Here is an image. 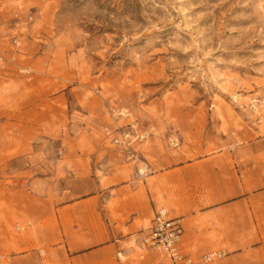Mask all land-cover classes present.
Returning <instances> with one entry per match:
<instances>
[{
	"label": "rangeland",
	"instance_id": "obj_1",
	"mask_svg": "<svg viewBox=\"0 0 264 264\" xmlns=\"http://www.w3.org/2000/svg\"><path fill=\"white\" fill-rule=\"evenodd\" d=\"M239 194H264V0H0V264Z\"/></svg>",
	"mask_w": 264,
	"mask_h": 264
},
{
	"label": "crops",
	"instance_id": "obj_2",
	"mask_svg": "<svg viewBox=\"0 0 264 264\" xmlns=\"http://www.w3.org/2000/svg\"><path fill=\"white\" fill-rule=\"evenodd\" d=\"M5 195L3 197H6ZM16 197H21L26 202L25 212L28 216L34 217V195L16 194ZM77 203L79 201L73 204L77 205ZM19 207H16L17 210ZM122 211L125 215L133 216L127 229L134 231L136 215L147 212V203L132 197L124 203ZM181 220L184 233L180 248L190 259L191 255L185 250L196 247L206 251L204 253L218 249L217 252H221L225 258L222 264H264V194H239L202 212L185 214ZM97 228L98 225L85 226V231L91 229L90 231L93 232ZM37 232L48 234L51 232V225L40 223ZM47 241L46 236H43L41 242ZM135 245H131L129 238L100 245L82 246L73 249L74 251L67 244L61 262L63 264H152V257H148L149 255L136 262L137 244ZM11 264H34V262L25 254L12 260Z\"/></svg>",
	"mask_w": 264,
	"mask_h": 264
},
{
	"label": "built area",
	"instance_id": "obj_3",
	"mask_svg": "<svg viewBox=\"0 0 264 264\" xmlns=\"http://www.w3.org/2000/svg\"><path fill=\"white\" fill-rule=\"evenodd\" d=\"M183 233L184 227L181 218L171 217L165 208H159L154 211L149 226L138 233L137 248L143 254H161L171 264H193L192 260L184 255L180 248ZM223 256L221 252H207L201 255L200 263H213L222 259ZM6 262L10 264L9 259Z\"/></svg>",
	"mask_w": 264,
	"mask_h": 264
},
{
	"label": "bare ground",
	"instance_id": "obj_4",
	"mask_svg": "<svg viewBox=\"0 0 264 264\" xmlns=\"http://www.w3.org/2000/svg\"><path fill=\"white\" fill-rule=\"evenodd\" d=\"M143 172H144L143 170H140V172H139V173H140V174H142Z\"/></svg>",
	"mask_w": 264,
	"mask_h": 264
}]
</instances>
